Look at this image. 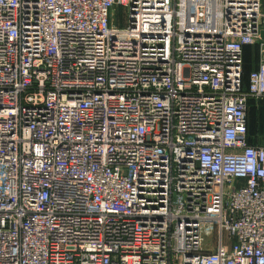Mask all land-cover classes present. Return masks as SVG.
<instances>
[{
	"label": "built area",
	"instance_id": "1",
	"mask_svg": "<svg viewBox=\"0 0 264 264\" xmlns=\"http://www.w3.org/2000/svg\"><path fill=\"white\" fill-rule=\"evenodd\" d=\"M248 99L264 0H0V264H264Z\"/></svg>",
	"mask_w": 264,
	"mask_h": 264
},
{
	"label": "trees",
	"instance_id": "2",
	"mask_svg": "<svg viewBox=\"0 0 264 264\" xmlns=\"http://www.w3.org/2000/svg\"><path fill=\"white\" fill-rule=\"evenodd\" d=\"M246 48H250L252 50V52H250V54L252 55L253 57V63H248L246 62V57H247V54L245 53V49ZM244 48L243 50V66H242V82H243V87H244V90L246 89L247 87V84H248V76H249V73L251 71L254 70V64H256V50L255 48H251V47H246ZM254 66V67H252ZM251 110H254V111H258V110H263L264 111V99L263 100H260V101H255L253 99H248L247 101V114H246V121H247V142L249 145H252V146H261L259 145V137H260V130L261 129H253L254 128V125L252 123L249 122V119H248V112L251 111Z\"/></svg>",
	"mask_w": 264,
	"mask_h": 264
},
{
	"label": "rangeland",
	"instance_id": "3",
	"mask_svg": "<svg viewBox=\"0 0 264 264\" xmlns=\"http://www.w3.org/2000/svg\"><path fill=\"white\" fill-rule=\"evenodd\" d=\"M121 12H118V16L120 17ZM246 62L248 63H253V57L252 55L249 53L247 54L246 57ZM257 64V61H255ZM256 64H254V69L256 68ZM248 119L249 122L252 123L254 125L253 129H261L260 130V137H259V145L264 146V111L263 110H258V111H254L251 110L248 112Z\"/></svg>",
	"mask_w": 264,
	"mask_h": 264
},
{
	"label": "crops",
	"instance_id": "4",
	"mask_svg": "<svg viewBox=\"0 0 264 264\" xmlns=\"http://www.w3.org/2000/svg\"><path fill=\"white\" fill-rule=\"evenodd\" d=\"M250 52H252V50H251L250 48H246V49H245V53H246V54H249Z\"/></svg>",
	"mask_w": 264,
	"mask_h": 264
}]
</instances>
